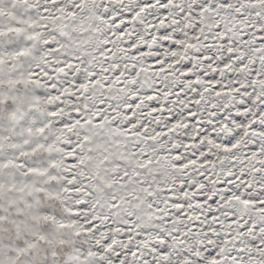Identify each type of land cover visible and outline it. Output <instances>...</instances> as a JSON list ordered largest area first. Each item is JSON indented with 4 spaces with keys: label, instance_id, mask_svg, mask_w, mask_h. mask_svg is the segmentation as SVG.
Here are the masks:
<instances>
[{
    "label": "snow or ice",
    "instance_id": "snow-or-ice-1",
    "mask_svg": "<svg viewBox=\"0 0 264 264\" xmlns=\"http://www.w3.org/2000/svg\"><path fill=\"white\" fill-rule=\"evenodd\" d=\"M0 264H264V0H0Z\"/></svg>",
    "mask_w": 264,
    "mask_h": 264
}]
</instances>
